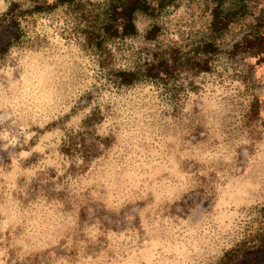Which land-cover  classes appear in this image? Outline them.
Here are the masks:
<instances>
[{"label":"clouds","instance_id":"9594fccd","mask_svg":"<svg viewBox=\"0 0 264 264\" xmlns=\"http://www.w3.org/2000/svg\"><path fill=\"white\" fill-rule=\"evenodd\" d=\"M264 248V0H0V264H232Z\"/></svg>","mask_w":264,"mask_h":264},{"label":"trees","instance_id":"16d2710c","mask_svg":"<svg viewBox=\"0 0 264 264\" xmlns=\"http://www.w3.org/2000/svg\"><path fill=\"white\" fill-rule=\"evenodd\" d=\"M232 264H264V248H239L232 253Z\"/></svg>","mask_w":264,"mask_h":264}]
</instances>
